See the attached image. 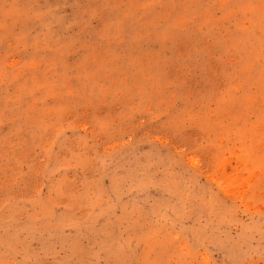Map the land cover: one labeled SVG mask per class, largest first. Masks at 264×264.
<instances>
[{"label":"rangeland","instance_id":"rangeland-1","mask_svg":"<svg viewBox=\"0 0 264 264\" xmlns=\"http://www.w3.org/2000/svg\"><path fill=\"white\" fill-rule=\"evenodd\" d=\"M0 264H264V0H0Z\"/></svg>","mask_w":264,"mask_h":264}]
</instances>
